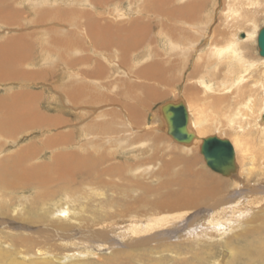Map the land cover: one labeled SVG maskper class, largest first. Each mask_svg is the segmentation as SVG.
I'll list each match as a JSON object with an SVG mask.
<instances>
[{"label":"rangeland","instance_id":"374dc122","mask_svg":"<svg viewBox=\"0 0 264 264\" xmlns=\"http://www.w3.org/2000/svg\"><path fill=\"white\" fill-rule=\"evenodd\" d=\"M40 1L44 2L43 0H9L18 11H24L28 19L17 22L14 26H4L0 23V48L10 38L16 37L18 39L19 36H22V39L24 38L22 41L25 42L19 43L17 46L23 50H28L26 54L23 53V50L15 51L17 57L15 66L18 70L8 69L1 73L0 78L3 79L0 80V99L9 103L12 97L18 93L29 92L32 99L36 98V101H39L36 107L40 113L49 119L44 126L32 125L33 128L19 129L16 133L5 132L2 128L5 124H0V251L10 253L11 256L16 255L18 261H38L37 264L40 262L48 264H103L104 261L107 262L113 256L116 258L113 259V264H217L222 255L225 254H222V251L226 250L231 252L224 262L226 264H245V262L264 264V257L245 260L240 255L241 249L251 248V243H257L264 234V231L260 229L263 226L261 219H263L264 207L252 210V213H249V218H238V222L247 219L246 224L248 223V225H245L244 228L238 226L226 234L223 240L216 239V236L211 240L209 235L213 233L216 222L211 224L212 220L208 219L211 218L213 210H207L212 202L217 199L216 202H219L221 206L215 212L229 213L222 215L223 222L236 215L230 210L235 192L231 186H225L231 181L206 166L199 148H193L197 150L194 151V154L189 155L184 152L182 149L184 146L176 144L161 126L156 125L155 131L158 130L156 134H161L164 141L161 143L154 141L153 147L151 137H148L149 141L146 137L142 143L135 145L133 142H128V139L126 141L121 139L122 130L125 131V129L123 127L120 129L123 119L121 124L119 121V125L116 127L118 129L117 135H114L116 143L112 146L107 144L104 147L102 145L97 148L94 147L95 150L89 147L84 151L86 155H92L93 159H103L102 164L94 165L97 172L95 171L93 176L75 171L71 173L74 174V177L66 183L63 180L69 179L67 176L69 174L63 171L62 163H60V154H65L67 157L69 153L77 154L81 151L83 148L79 144L81 126H84L87 121L89 123L93 120H89L87 117L86 113L89 111L85 110L83 113H78L71 107L67 108L68 104L69 106L72 104L62 100L60 88L64 85H70L69 90L71 91L78 84L86 85V88L91 89L90 92H87L89 96L113 98L119 105L115 107L117 108L116 115L119 118H126L120 110L121 108L127 110L133 107L134 111L140 109L144 114V120L148 122L144 121L146 126L142 128L143 131L141 129L142 132L147 131L152 126V118L163 104L186 99L195 111L198 112L200 109L202 113L207 112L205 117L210 123L215 119L213 123L218 120L222 124L228 122L230 125L228 129L216 130L212 128L204 135L218 136L232 142L236 139L234 136H237V133L246 131L249 146L254 143L255 146L264 147L263 135L256 128L249 130V125H247L251 123V126H254V119L260 114V107L264 106V87L260 88V85H256V81L259 82L260 79L264 78L262 75V73L264 74V58L259 54L257 43L258 32L264 27V0H249L245 2L246 5H237L236 7L233 6L236 3L235 0H170L168 2L169 9H167L169 19L164 17L162 20L149 17L153 10V8H149L152 0H107L104 2L88 0L87 6L80 4L83 0H45V4L37 5ZM46 2H50V5ZM193 2H197L195 6L200 2L203 3V12L198 15L191 27L183 28L182 26V29L183 33L189 35L193 43L198 45L200 51L195 53L192 50L193 53L191 54L186 52L184 56L179 55L172 59L170 44L167 40L178 38L175 41L179 43V39L183 42L187 37L181 38L180 35L168 37V34L174 35L175 31L172 27L174 22L172 23L171 13L180 12ZM206 5L209 8H206ZM230 8H236V14L242 18L237 19V15L231 16ZM140 9L142 10L138 12ZM53 10L64 11V15L70 11H76L79 20H67L65 24L61 25L55 20H50L52 18H48ZM115 10H118L119 13L127 12L128 17L119 18L117 16L119 13ZM209 16L211 19H208ZM92 18L102 19L99 21L101 24L106 22L114 27L120 26L118 35L121 36L138 33L139 35L131 39L137 42L136 46L119 49L123 42H116L114 46L98 44L94 49V45H96L94 40L82 35V29L88 27L89 22L87 21ZM112 20L121 21V24L112 23ZM199 21L208 24L209 30L206 33L211 36L208 41L210 45L209 47L206 46L207 49L205 50L202 48L205 47L206 36L203 35L204 32L201 29L203 25ZM161 24L167 29H164ZM79 25L82 36L76 35H78L77 40L81 42L64 46L63 40L76 39L70 32H75ZM126 28H129L127 32ZM161 29L169 30V33L162 36L160 34L163 30ZM242 33L255 34V36L245 47L238 48L240 53L219 56L211 50V43L213 47H223ZM110 38L117 39L115 37ZM182 42L180 46H183ZM75 49L83 51L82 56L73 52ZM117 51H122L123 55L117 57ZM102 54L107 55L111 62H106ZM46 57H52L49 58L51 65H45ZM239 57L251 66L240 64V61H237ZM120 58L124 60L127 67H132L133 71L144 70L143 68H160L162 71V69L169 68V76L163 75L165 80L159 82L156 77L160 76L161 73L152 75L154 79H151V86L149 87L146 83L135 80L137 76L132 73V70L131 73H127L129 70H125L126 67ZM12 61L14 60L12 59ZM118 62L122 68L118 66ZM153 64L157 65L154 66ZM100 65H102V70L98 71ZM178 68L179 70H177ZM76 72L85 73V76L92 80L87 81L86 84L83 79L74 83L75 77L73 75ZM201 76L206 77L208 86L197 83ZM240 77L241 79H239ZM211 87L212 90H207ZM207 91L211 92L212 95L207 94ZM205 92L208 96L221 98V104L214 103V101V104L210 103L212 99L207 100L208 96L206 97ZM197 98H200L201 101H196ZM36 101H34L35 105ZM28 102H33V100L28 99ZM140 102H145L144 107L140 106L139 108ZM250 102L255 106L256 113L253 116L244 114L241 118L236 115L237 110L242 106L244 107L242 104L247 106ZM102 105V103L99 104L97 108ZM0 106L4 107L3 104ZM114 106L107 107V110L109 108L115 109ZM102 110L105 108L102 107ZM103 113L104 111L101 115ZM5 116V110L0 109V119ZM93 116L95 117V115ZM58 117H61L65 123L56 124L57 122L53 119ZM103 119L105 120V117ZM232 120L235 121L234 125L231 124ZM57 134L66 135L70 139L69 145H61L57 139ZM124 134L128 135L127 133ZM88 138L92 143L97 140L102 141L103 137L101 135L95 137L89 133ZM119 141L122 142L119 144ZM48 142L53 143L48 144ZM94 144L95 142H93ZM29 146L39 149L40 154L36 155L35 160L31 157L32 162L30 164L31 166L36 165L35 168L38 169L45 166V181L33 179L27 185L20 184L16 188L8 186L4 172L10 170L14 160L23 154L24 149L29 148ZM255 155L253 158L254 163L257 164L256 168L262 166L260 169H264V154L259 158L258 150H256ZM191 157H194L193 162H190ZM190 163L194 167L192 173H197V171L206 173L207 181L216 179L222 183V187L225 186L221 190L222 192L212 196L206 205L198 206L189 212V216H195L191 220L194 227H191L192 225L189 223L187 227L183 225L181 228H177V234L174 237V234L171 236L166 234L159 242H144L142 244L137 242L138 238L136 237L129 238L128 241L123 239L121 230H116L112 232V238L117 242V244L111 245L115 248L113 250L108 244L102 245L103 248L100 249L102 242L97 248V244L89 239H87L91 242L89 245L85 242L82 243V241H87L86 239L79 240L81 239L77 232L79 229L87 230L91 235L97 237L99 234L97 231L102 230L103 225L112 224L121 227L123 223L127 225L137 219L145 220L143 218L145 212L155 214L153 213L155 210L174 205L171 199L177 191L182 193L180 201L188 200L189 194L186 191V185L174 183L179 179L185 180L189 187L193 185L192 182L188 181L192 180V177H189L187 173L190 171L188 168ZM114 164L121 166L122 169L106 172L107 168ZM139 166L142 167L136 169ZM70 167L73 166L66 165L67 169ZM263 173L261 172V174ZM28 177H32V172L29 173ZM263 179L261 176V178L254 179L253 183L258 184ZM130 183L140 184L141 187L132 191L130 190L132 185ZM43 198L45 201H42ZM145 199H149L147 204L149 207L140 208L137 203ZM158 200L162 205L159 204L155 208V203ZM67 209H72L77 214L72 213L66 217L61 211L65 212ZM132 210L134 211L130 212ZM120 214H122L121 217L128 214V217L121 218ZM25 217L33 219L43 217L42 220H45V224L42 229H40L41 227L36 229L38 226H33L32 223L24 220ZM7 220L15 223V230L6 229L5 221ZM207 221L210 223L208 224ZM47 227L50 229H46ZM191 228H194L195 231L189 235ZM56 230L64 231V235L58 237L59 240H56L57 236L62 232L56 234ZM39 231L45 232V234H40ZM22 234L26 237L32 235L36 240H38V234L44 238V242L41 243L44 244L41 248L43 249L42 258L37 255L39 248L36 247L37 250L35 249V241H30V237H27L28 241L23 240ZM50 235H56V238L47 241L50 239ZM30 248L32 249L30 254L33 256L28 257V259L19 254V252ZM120 251L128 253L129 256L119 258L114 255ZM10 263L6 260L3 264Z\"/></svg>","mask_w":264,"mask_h":264},{"label":"bare ground","instance_id":"6f19581e","mask_svg":"<svg viewBox=\"0 0 264 264\" xmlns=\"http://www.w3.org/2000/svg\"><path fill=\"white\" fill-rule=\"evenodd\" d=\"M43 1H44L43 3L45 4V0H43ZM86 1H87V3H85ZM101 1L104 2L107 0H101ZM246 1H249V0H235L234 2H236V3L233 4V6L236 7L237 5H246L245 4ZM58 2H60V1H58ZM168 2H170V0H152V4L150 5L149 8H153V10H152L151 14H149V17L156 18V20L157 19L162 20L164 17L169 19L167 17L168 16L167 13H169L167 11V9H169L168 8ZM43 3L40 1L37 5H41ZM46 3L48 5H50V2H46ZM196 3L197 2L190 3L193 6L190 5L189 7L182 9V11H180V12L176 11V12H174V14L171 13V17H173L172 23L174 22V26L171 25L173 27V29L175 30L174 35L168 34L169 30L168 31L164 30L165 28L167 29V27L162 25L165 23L161 24V26H163L164 29H161L163 31L161 32L160 35L163 36V35L168 34L169 38L175 37L176 35H178V36L180 35L181 38H183L185 36L187 37L186 39L183 40V42L179 39V43L177 41H175L178 38H176V39L174 38L175 40H172V39L167 40L168 43L170 44V51L172 52V54H171L172 59L175 58L176 56H179V55L184 56L186 54V52H190L189 54H191V53H193V51L195 53H198V51H200L198 45H195L193 43V41L191 40L190 36L185 35L186 33H183V29H182V26H183V28L187 27V26L191 27L192 24H194V21H196L198 15H200L203 12V10H202V8H204L203 3L200 2V4L195 6ZM80 4L87 6L88 0H83ZM37 5H35V6H37ZM44 7H45V5H44ZM145 8H146V6H145ZM206 8H209V6L206 5ZM141 10L142 9L138 10V12ZM230 10H231V16H233V17H234V15L238 16V14H236V8H233V9L230 8ZM119 11H122V10L119 9ZM119 11L115 10V12H118V13H119ZM153 11H157L159 13L157 14ZM207 12H208V10H207ZM99 15H101V14H99ZM117 16L119 18L123 19V18L128 17V14H127V12H125V13L121 12V13L117 14ZM48 18H52L50 20H55V22H59V23H61V25L65 24L66 23L65 21H67V20H70V21H78L79 20V18L77 17L76 11H73V12L70 11L69 13H66L64 15V11L53 10V13L50 14V16ZM241 18L242 17H240V16L237 17V19H241ZM27 19L28 18H26L25 12L24 11H18L16 8H14L13 3H10L9 0H0V23L4 24V26H14L15 24H17V22L27 21ZM208 19H211L210 16ZM233 19L235 20V18H233ZM101 20L102 19H99V18H92V19H90V21H87V22H89L88 27H84L82 29L83 30L82 35L85 36L86 38H91L96 43V45H94V49H96V46L98 44H102L104 46H106V45H109V46L113 45L114 46L116 42H123V44L119 46V49L127 48V46H130V47L136 46L137 42L135 40H131V39L133 37H136L137 35H139L138 33L127 34V35H122V36L118 35L119 30H120V26L114 27L112 25H108L106 22H105V24H101L99 22ZM130 20H131V18H130ZM161 22H163V21H161ZM112 23L121 24V21L112 20ZM199 23H201L203 25V27H201V29L204 32L203 35L205 34V36H206V40L204 43L205 47L202 48L203 50H205V49H207L206 46L209 47V45H210L208 43V41H209L211 36H210V34L208 35L206 33L209 30L208 24L206 22H203V21H199ZM138 26H140V25H138ZM159 26H160V24H159ZM80 30H81V26L79 25V26H77V30L75 32H70V34L75 36L76 39L74 40L73 38L69 37L70 39H65L62 41L63 45L67 47L69 45H73L74 43H77V44L80 43L81 41L77 40L78 35H81ZM128 30H129V28H126V32ZM10 31H11V29H10ZM76 34H78V35H76ZM242 35H243V37H242ZM258 35H259V32H258ZM254 36H255V34L251 35L249 33H246V34L242 33L240 36L238 34L236 36V38H234L231 42H229V44H226L223 47H218V48L213 47L212 43H211L210 47H211V50L213 52L215 51L216 52L215 54L219 55V56L220 55L225 56L229 53H231V54L240 53L238 48L245 47L246 44H248L250 41H252V38ZM110 37H113V38L115 37L117 39L113 40ZM79 38H81V37H79ZM23 39H22V36H19L18 39H16V37L10 38L5 45L1 46V48H0V75L4 70H8V69L9 70L12 69L13 71L18 70V68L15 66V60H17V57L15 55V51L17 50L19 52V51L23 50V49H21V47L17 46L19 43L25 42V41H22ZM181 42L183 43V46H180ZM196 42H198V41L196 40ZM76 49L73 50V52H77V53L81 54V56H82L83 51H81V50L77 51ZM27 52H28L27 49L23 50V53L26 54ZM201 52H202V50H201ZM121 55H123L122 51H117V57L121 56ZM102 57L105 58L106 62H111V61H109V57L107 55L102 54ZM49 58L50 57H46L45 65H51V63L49 62ZM121 58H123V57H121ZM121 58H120V60L123 62L124 67H126L125 70L126 71L129 70V72H127V73H131L134 69H132V67L131 68L127 67V64H125L124 60ZM12 59L14 61H12ZM237 61H240V64H242V65L251 66L248 62L243 61V58H241V57H239V60H237ZM117 64H118V66H120V68H122V66L120 65L119 62ZM153 65L156 66L157 64H153ZM165 65L168 66L167 63H165ZM172 65H173V62H172ZM120 68H118V69L120 70ZM143 69L144 70L133 71L132 73L137 76V77H135V80H139V82L146 83L147 85H149V87L151 86V84H150L151 79H154V76H152V75H156L158 72L161 73V74H159L160 76H157L156 78L159 82H162L163 80H165V76H163V75L167 74L166 76H169V71H170L169 68L168 69H162V71L160 68H148V69L143 68ZM100 70H102V65H100L98 71H100ZM177 70H179V68ZM262 75H264V74L262 73ZM62 76L64 77V74ZM73 77H75L74 83H78L79 80L83 79L85 84H86L87 81L92 80L91 78L88 79V77L85 76V73H79V72H76V74H74ZM2 79L3 78H0V80H2ZM239 79H241V77ZM263 79H260L259 82L256 81L257 82L256 85H258V86L260 85V88L264 87V80ZM206 81H207L206 77L201 76L198 78L197 83L204 85V86H208ZM61 82L63 83L62 80H61ZM83 86H81V84H78L77 86H75L73 88L72 91L69 90L71 88L70 85H67V86L64 85L63 87L60 88L62 90V93H61L62 97H63L62 100H65L67 103L72 104L70 106L68 104L67 108L71 107L72 110H75L78 113H83L85 110L89 111L86 113L87 117L89 118V120L93 119L89 123H88V121H87V123L82 122V123H84V126H81L82 129H80V132H81V138L80 139L81 140L79 143L80 146L83 147L81 149V151H79L77 154L69 153V154H67V157L65 154H60L61 155L60 163H62L61 167L64 169L63 171L65 173L69 174V175H67V176H69V179L63 180L66 183H68V180H71V178L74 177V174H71V173H74L75 171L78 173H84V174L89 175V176H93L97 172V168H95L94 165L100 164V163L102 164L103 159L102 158L97 159V160L93 159L92 155H86L84 151L86 148H89V147L91 149L95 150L97 147H99L101 145L103 147H104V145H107V144L112 146L114 143H116V141L114 140V135L115 134L117 135L116 131L118 129L116 127L119 125L118 124L119 121L121 124L122 119H123V123L121 124L120 129H122V127L125 129V131L122 130L123 134H121V135H123V136H121V139L123 141H126L128 139V142H133L135 145H137V144L142 143L143 140L146 139V137H147L148 141L150 140L148 137H151L152 143L154 141L161 143L162 141H164V139L161 136V134H156V133H158L157 132L158 130L155 131L156 125L161 126V128L164 129V132L167 135L171 136L168 132V125H167V121L165 119V115H163L162 110H161L162 107L167 103L182 102V103H184V105L187 108V111L189 114L188 131L195 135L193 142L191 144H182V143L175 141L172 136H171V139H173L176 142V144L178 143V144L183 145L184 146L182 148V149H184L183 151L187 152L189 155L192 153L194 154L195 153L194 151H197L194 149H198V148L200 149L199 151L201 154V145L203 143V139H205L207 137H211V136L204 135L206 132H208L212 128L219 130L222 128L228 129L230 127L228 122L227 123L224 122V124H222V122H219L217 120L215 123H213L215 121V119H213L212 120L213 122L210 123V121L205 117L207 115V112L202 113V110H200V109L198 112L195 111L193 106L190 105L186 99H184V100H180V101H169V102H166L165 104H163L159 108V110L155 114V116L152 118L153 119L152 126L149 127V129L147 131L145 130V132H142L143 131L142 128L144 126H146L145 125L146 120H144V114L141 112L140 109L137 111L135 109V111H134L133 107H130L127 110L121 108L120 110H122L123 115L126 116L127 119L126 118L125 119L119 118L116 115L117 114V110H116L117 108H115V107L119 106L118 104H116V100H114L113 98H110V97L105 98V96H102V97L97 96V95L89 96V94L87 92H90L91 89L89 90V88H86L85 87L86 85H83ZM147 89H150V88H147ZM207 90H212V87L208 88ZM204 94L207 97L208 96L207 94H211V92L207 91V94H206V92ZM59 95H60V93H59ZM28 99L33 100V102H28ZM106 99H107V101H106ZM199 99L200 98H197L196 101L198 100V102H200L201 100H199ZM209 99H212L210 102L212 104H214L215 102L217 104H221V98L208 96L207 100H209ZM34 101H36V98L32 99L30 97L29 92L28 93H25V92L18 93V95H16L15 97L14 96L12 97V100H10L9 103L6 102L5 100L0 99V104H3V106H4L3 108L0 106V109L5 110V113H6V116L3 117V119H0V124H5L4 127H2L3 130L5 132L16 133L19 129H24V130L31 129V128H33L32 125L44 126L45 122H47L49 119L45 118V115L40 113L39 109L36 107L38 105L39 101L38 100L36 101V105H35ZM213 101H214V103H213ZM101 103L103 105L100 108H97L99 106V104H101ZM144 103L145 102H140L139 108H140V106L144 107ZM65 105H64V107H65ZM113 105H115L114 106L115 109L109 108L107 110V107H110V106L113 107ZM242 105H244V107L242 106L236 112V115H239L241 118L243 117L242 115H244V114H249V115L251 114L253 116V114L256 113L254 110L255 106L253 105L252 102H250V104H248L247 106L245 104H242ZM102 107L105 108V110H102ZM65 111H66V109H65ZM103 111H104V113H103V115H101V113ZM119 113H121V112H119ZM259 113L260 114L258 115V117H255V119H254V122H255L254 126H251V123H248L247 125H249L248 126L249 130L251 128L258 129V131L264 137V122L262 121V116L264 115V106L260 107ZM97 114H100V116H97ZM93 115H95V117ZM103 117H105V120L103 119ZM245 117H247V116H245ZM252 118H254V117H252ZM53 120L57 122L56 124L62 123V122L65 123V121L61 117H58L57 119H53ZM146 123H148V122H146ZM234 123H235V121L232 120L231 124L234 125ZM141 129H142V131H141ZM89 133H92L93 136H95V137H97L98 135H101L103 137L102 141H99V140L93 141V142H95V144L93 145V142L91 143L90 138H88ZM124 133H127L128 135L126 136ZM246 133H247L246 131H243L242 133H237V136H234L236 139H234V141H232V142L228 139L231 142L233 149H234V152H235V162H234L235 170H234L233 174H231L229 176H224V175L220 174L221 176H223L226 179H229L231 181L230 183H226L225 186H231L235 192V194H234L235 198L232 197L233 202L231 203L230 210L233 211V213L236 214L235 216H238V217L236 218L235 216H233L232 219L230 217V218H227L223 222L224 218H222V215L224 216V215H227L229 213H224L221 211L215 212L221 206L219 205V202H216L217 199L215 201H213L207 210V211L213 210V214L211 215V218H209L208 220H212L211 224L216 222V224H214V227H213V230H214L213 233L211 235L208 234L210 236L209 238H211V240L215 236H216V239L223 240V238L226 234H228L232 230H235L238 226L244 228L245 225H248V223L246 224L247 219L238 222V220H239L238 218L245 219L249 216V213H252V210H254L255 208L261 209V207H264V179L262 181H260V183L258 182V184L253 183L254 179L261 178V176L264 178V173L261 174V172H264V169H260L262 167L261 166L260 168H258L260 170H258L256 168L257 164L254 163V158H253L256 150H258L259 158L261 156H263L264 147L255 146L254 143H252V145L249 146V143L247 141L248 137H246ZM56 136H57V139L59 140V143L61 145H64V146H67V144L69 145L70 139L66 135L57 134ZM135 139H136V141L134 142ZM221 139H223V138H221ZM105 141H106V143H105ZM120 142H122V141H119L118 143L120 144ZM51 143H53V142H50V143L48 142V144H51ZM103 143H105V144H103ZM263 143H264V139H263ZM33 147L34 146H29V148L24 149L23 154L24 153L25 154L24 155L21 154L20 156H18V158L16 160H14V164L10 167V170L4 172V175L6 177V181L8 182V184L5 181L4 182L8 186L16 188V187H19L20 184L27 185V184L31 183L33 179H43V182L45 181V166L38 169V168H35V167H37L36 165L31 166V164H30V162H32L31 157L33 158V160H35L36 155L40 154L39 149L36 147H34V148ZM94 147H96V148H94ZM153 147H154V143H153ZM203 159H204V157H203ZM193 161H194V157H191L190 162H193ZM204 161H205V159H204ZM205 164L207 166L206 161H205ZM66 165H68V166L72 165L73 167L72 168L70 167L71 169L70 168L67 169ZM56 166H57V164H56ZM147 166L149 167L150 165H147ZM141 167L142 166H139L136 169H140ZM263 167H264V164H263ZM188 168L190 169V171L187 172L188 176L192 177V180H188V181L192 182L193 185L189 187L186 184L185 180H179V179L177 181H175V183H174L176 185H183V186L186 185L185 186L186 191L189 194V196H187L189 198L188 200L180 201L182 199V197H181L182 193L177 191L173 194V198L171 199V201H172V203H174V205H172V206L169 205L167 207H162L158 210H155L153 212L155 214H151V212H145L143 215V218L145 220L137 219V220H134V221L128 223L127 225H124V223H123L121 227L116 226V225L113 226L112 224L111 225H109V224L103 225L102 230L97 231L99 233L97 235V237L95 235H91L87 230L79 229V230H77L78 235L81 238L79 240L82 241V239H86V240L89 239L94 244H97V248L100 246V243L102 242L101 246H100V249H101V248H103L102 245H105V244H108L110 246L117 244V242L114 241L112 238V236H113L112 232H114L116 230H119V231L121 230L120 233L122 234L121 235L122 238L126 239L127 241L129 240V238L136 237V238H138L137 242L141 243V244L144 242L156 243V242L161 241L166 236V234H168L170 236L172 234H174L173 235V237H174L177 234V228H181L183 225H184V227H187L188 224L190 223V225H192L191 227H194L193 222L191 223V220L195 216H189V212H191L194 208H197L198 206L202 207V206L206 205L208 203L209 199L212 196H215V195H218V193H221L222 192L221 190L224 189L225 186L222 187V185H221L222 183L216 179L213 181H210V180L207 181L206 180V173L199 172V171H197V173H195V172L192 173L193 168H194L192 163H190ZM120 169H122L121 166L114 164L113 166H109L107 168V171L106 170L105 171L110 172L112 170H120ZM58 170H59V168H58ZM30 172H32V177L29 178L28 175ZM145 172H147V171H145ZM217 174H219V173H217ZM182 181H184V182H182ZM130 184H132V183H130ZM139 187H141L140 184H132L130 190L136 191L139 189ZM210 189H211V191H210ZM186 191H184V192H186ZM42 201H45V198H43ZM148 203H149V199H145V200H142L141 202H139L137 204H139L140 208H148L149 207V205H147ZM178 203H181V204L178 205ZM43 204H45V203H43ZM159 204H161L160 200H158L155 203V205H156L155 208H157ZM134 208H135V206H134ZM150 210H152V209H150ZM133 211L134 210H132L130 212H133ZM61 212L66 217H68L72 213L77 214V212L72 210V209H70V210L67 209V210H65V212L64 211H61ZM121 215L122 214H120V217H121ZM127 217H128V214H125L124 217H121V218H127ZM35 219H33L31 217H25L24 218V220L32 223L33 226H38V227H36V229H39L40 227H41L40 229H42L43 225L45 224V220H42L44 218L43 217H35ZM80 219H82V218H80ZM37 220H41V221H37ZM258 220H260V219H258ZM261 221H262L263 226L260 229H262V231H264V213H263V219H261ZM5 222H6V226H7L6 229L15 230L16 226H14L15 223L13 221L7 220ZM82 222H84V221H82ZM256 222H258V221H256ZM207 223L209 224L210 222L207 221ZM29 228H27V231H29L28 230ZM173 228H175V229H173ZM46 229H50V228L47 227ZM170 229H173V230L167 231ZM186 230H188V229L186 228ZM189 231H190L189 235H192L193 232L195 231V229L191 228ZM60 232H62V233H60ZM209 232H211V231H209ZM38 233H40V234L44 233L45 234V232H40V231ZM63 233H64V231H62V230H56V234H59V236H57L56 240H59L60 238H58V237H62L64 235ZM40 234H38V240L33 238L32 235L27 236V237H30V241H33V240L35 241V246H34L35 249H36V247L39 248L38 250L36 249L37 255H38V257L41 256V258H42L43 249H41V248L44 246V244L42 245L41 243L44 242V238H42V236H40ZM55 236L56 235H52V236L50 235L49 236L50 239L47 241L54 240L56 238ZM22 237H23V240H27V241L29 240L23 234H22ZM74 237H76V236H74ZM90 241H88V240L82 241V243L85 242V244L89 245L91 243ZM30 247H32V246H30ZM113 249H115V248L111 246V250H113ZM31 252H32V249L30 248L29 250L19 252V254L22 257H24L25 259H28V257L33 256L32 254H30ZM223 253H225V254H223ZM230 253H231L230 251L229 252L226 250L222 251V254H223V255L221 254L222 258L220 259V262L217 264L224 263ZM114 255H117L119 258L121 256H126V257L129 256L128 253L126 254L125 252H121V251L114 253ZM240 255H241L242 259H245V260L246 259L253 260V259H256L258 257L259 258L264 257V234H262L261 239H259V241H257V243H251V248L241 249ZM113 259H116V258H114V256H113V258H109L107 262L104 261L103 264H113V262H114ZM6 260L10 261L11 262L10 264H37L38 263V261H31V262L27 261L28 263L25 261H18L16 259V255L11 256L10 253L0 251V264H3ZM39 264H48V263L40 262ZM224 264H226V263H224ZM245 264H250V263L245 262Z\"/></svg>","mask_w":264,"mask_h":264},{"label":"water","instance_id":"95a60500","mask_svg":"<svg viewBox=\"0 0 264 264\" xmlns=\"http://www.w3.org/2000/svg\"><path fill=\"white\" fill-rule=\"evenodd\" d=\"M257 43L259 54L264 57V27L259 31ZM161 110L167 121L168 132L173 139L182 144H191L195 135L188 131L189 114L184 103H167ZM262 121L264 122V115ZM201 154L207 166L214 172L224 176L233 174L235 152L229 140L217 136L207 137L203 139Z\"/></svg>","mask_w":264,"mask_h":264}]
</instances>
